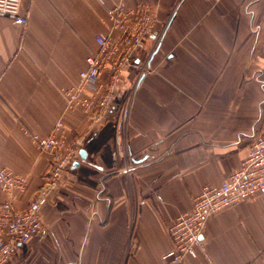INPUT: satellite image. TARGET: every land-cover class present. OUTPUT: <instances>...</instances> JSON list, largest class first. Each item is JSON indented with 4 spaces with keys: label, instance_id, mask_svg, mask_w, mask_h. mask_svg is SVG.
<instances>
[{
    "label": "crops",
    "instance_id": "crops-1",
    "mask_svg": "<svg viewBox=\"0 0 264 264\" xmlns=\"http://www.w3.org/2000/svg\"><path fill=\"white\" fill-rule=\"evenodd\" d=\"M115 3L151 4L156 32L94 123L67 108L64 89L79 84L96 35L111 32ZM21 11L25 27L0 16V160L28 184L0 190V202L25 209L46 182L51 155L33 135L58 121L85 157L49 194L40 236L9 264H172L168 225L264 132V0H22ZM202 241L181 264H264V195L208 216Z\"/></svg>",
    "mask_w": 264,
    "mask_h": 264
},
{
    "label": "built area",
    "instance_id": "built-area-1",
    "mask_svg": "<svg viewBox=\"0 0 264 264\" xmlns=\"http://www.w3.org/2000/svg\"><path fill=\"white\" fill-rule=\"evenodd\" d=\"M21 6L22 0H0V16L25 27L28 16L22 13ZM107 12L111 32L96 35L97 48L87 56V68L80 72L79 84L64 89L67 108H80L94 123L102 122L111 112L125 70L139 55L144 39L156 32L154 7L149 3L135 7L115 3L107 7ZM162 33L156 38L157 43ZM105 73L107 80L102 78ZM85 90L91 93L86 95ZM126 114L125 108L121 118L126 119ZM33 141L40 151L51 155L47 179L25 209L16 208L11 200L0 202V264H9L19 245L40 236L41 212L47 198L77 161L82 144V138L67 135L61 120L49 135L35 134ZM27 184L26 176L8 170L0 160V190L21 192ZM258 195H264V132L254 135L248 156L237 169L219 184H204L194 196L191 209L168 225L172 247L163 259L181 264L186 257L197 258L204 248L202 235L207 217Z\"/></svg>",
    "mask_w": 264,
    "mask_h": 264
},
{
    "label": "water",
    "instance_id": "water-1",
    "mask_svg": "<svg viewBox=\"0 0 264 264\" xmlns=\"http://www.w3.org/2000/svg\"><path fill=\"white\" fill-rule=\"evenodd\" d=\"M81 153H83V154H82V158H84V157H85L84 151L81 150ZM76 164H77V163H75V165H76Z\"/></svg>",
    "mask_w": 264,
    "mask_h": 264
}]
</instances>
